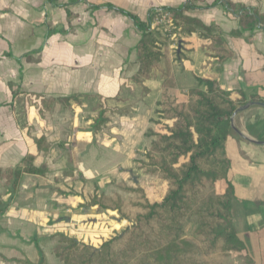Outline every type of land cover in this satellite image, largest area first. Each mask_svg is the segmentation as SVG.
Here are the masks:
<instances>
[{"label": "crops", "instance_id": "obj_1", "mask_svg": "<svg viewBox=\"0 0 264 264\" xmlns=\"http://www.w3.org/2000/svg\"><path fill=\"white\" fill-rule=\"evenodd\" d=\"M187 1L0 0V168L21 165L28 153L25 128L49 144L33 163L43 175H24L16 192L0 179V264L38 263L40 252L47 264H61L52 253L57 234L99 248L128 223L116 212L82 206L95 194L125 195L118 184L142 187L151 202L164 198L167 184L138 163L155 140L149 133L165 122L159 113L163 73L136 82L141 33L106 6L147 22L152 9ZM217 1L197 3L186 15L221 30L233 57L217 64L200 32L182 33L180 53L172 56L168 45L177 98L188 102L197 78H214L233 98L242 92L264 102V32L241 33ZM229 1L264 13V0ZM74 97L78 101H67ZM50 99L55 106L41 114ZM104 108L112 110L108 122L95 131ZM233 124L240 133L233 131L227 143L233 221L255 264H264V144L253 142H264V108L239 113Z\"/></svg>", "mask_w": 264, "mask_h": 264}, {"label": "trees", "instance_id": "obj_2", "mask_svg": "<svg viewBox=\"0 0 264 264\" xmlns=\"http://www.w3.org/2000/svg\"><path fill=\"white\" fill-rule=\"evenodd\" d=\"M201 2L205 0H188L180 8L152 9L147 22L115 6H106L131 19L141 33L136 82L143 83L141 77L147 78L153 72L163 73L159 113L165 122H158L159 129L149 133L155 140L138 163L145 174L164 181L167 192L159 202H151L142 187L126 184L117 185L126 196L95 194L82 207L116 212L128 225L115 231L99 248L57 234L54 238L59 241L52 253L61 264H255L233 221L235 191L227 143L233 133V114L249 101L260 102L261 98L253 96L249 100L242 92L239 98H233V93L216 79L197 78L199 86L189 90V101L179 102L168 48H159L167 37L161 29L152 27L161 12L170 13L176 28L185 35L200 32L209 42L211 57L217 64H224L233 52L221 30L186 15L199 9L197 3ZM217 4L225 7L229 18L239 21L241 33L264 32V13L259 9L229 0H218ZM42 104L41 114L52 110L56 101L43 100ZM108 111L112 110L99 112L93 130L107 124ZM22 132L28 144L26 157L18 168H0V179L12 185L15 192L24 175H43L33 163L49 148L46 139L33 138L29 128ZM4 212L0 197V216ZM18 263L47 264L43 252L38 263Z\"/></svg>", "mask_w": 264, "mask_h": 264}, {"label": "rangeland", "instance_id": "obj_3", "mask_svg": "<svg viewBox=\"0 0 264 264\" xmlns=\"http://www.w3.org/2000/svg\"><path fill=\"white\" fill-rule=\"evenodd\" d=\"M160 18V17H159ZM170 18V19H169ZM169 18H167V20H165L164 22H160L159 24L156 25L155 29L159 28L162 30L163 34L167 37V41L162 40L160 43L159 48L161 50H164L166 48H168L169 44H172L173 50H172V56L176 55V51L178 49V44L179 41L181 40V35L182 32L178 30V28H176L175 23L173 22V17L172 15L169 16ZM158 19V18H157ZM169 19V20H168ZM169 52V50H168ZM158 179V178H157ZM159 180V179H158ZM162 181V180H161ZM164 182V181H163ZM121 230V229H120ZM119 230V231H120ZM67 236V235H66ZM69 237V236H68ZM72 238V237H71ZM75 239V238H74ZM57 241L58 238H57ZM80 242V241H79ZM84 243V242H83ZM89 245V244H88ZM92 246V245H91ZM231 261H233L234 259H230ZM237 262V260H236ZM236 264H242V263H236Z\"/></svg>", "mask_w": 264, "mask_h": 264}, {"label": "water", "instance_id": "obj_4", "mask_svg": "<svg viewBox=\"0 0 264 264\" xmlns=\"http://www.w3.org/2000/svg\"><path fill=\"white\" fill-rule=\"evenodd\" d=\"M181 43L179 44V47H178V52L180 53L181 52ZM253 106H258V107H261V108H264V102H249L247 103L246 105L240 107L232 116V129L233 131L237 132L238 134H240L237 129L235 128L234 124H233V121H234V118L241 112L243 111H246L248 110L249 108L253 107ZM255 142L256 144H260V145H263L264 142L263 141H253ZM121 220H123L122 218H120Z\"/></svg>", "mask_w": 264, "mask_h": 264}, {"label": "built area", "instance_id": "obj_5", "mask_svg": "<svg viewBox=\"0 0 264 264\" xmlns=\"http://www.w3.org/2000/svg\"><path fill=\"white\" fill-rule=\"evenodd\" d=\"M169 16H170V13H168V12H161L160 18H158V19L155 20V22L152 25V27L155 28L157 24H159L160 22H164L165 20H167V18H169Z\"/></svg>", "mask_w": 264, "mask_h": 264}]
</instances>
